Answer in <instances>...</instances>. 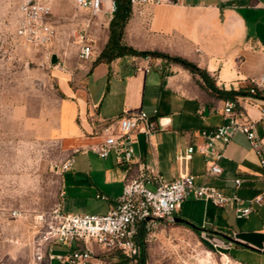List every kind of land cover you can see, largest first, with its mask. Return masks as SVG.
Masks as SVG:
<instances>
[{
  "label": "crops",
  "instance_id": "obj_1",
  "mask_svg": "<svg viewBox=\"0 0 264 264\" xmlns=\"http://www.w3.org/2000/svg\"><path fill=\"white\" fill-rule=\"evenodd\" d=\"M148 8L152 13L151 33L166 37L167 51L205 70L219 90L250 92L257 86L264 72V0H183ZM56 69L60 92L55 110L41 112L38 126L46 137L61 140L74 159L72 167L61 172L59 205L64 212L104 214L117 202L124 183L133 178L173 180L181 174H197V184L206 182L226 195H237L252 211L237 218L231 206L188 196L175 216L182 221L161 229H188L198 233L206 250L220 259L258 264L237 256L243 249L264 254V246L258 249L246 241L235 243L226 238L239 232L264 236L263 169L247 136L238 132L227 145L220 144L224 154L218 160L223 170L219 175H207L208 158L198 151L188 158L187 149L204 142L203 130L227 122L223 109L229 99L236 102L241 118L254 123L264 143V96L249 93L226 97L222 91L208 89L200 77L181 64L148 61L136 55L104 62L93 54L89 60H81L74 71ZM138 110L157 119L158 130L149 138L140 132L133 134L134 154L129 161H119L115 153L101 157L96 148L103 141L102 126ZM237 177L242 179L240 186L235 185ZM257 196L263 197L262 202H252ZM94 199L106 201L104 212H88V203ZM146 238L141 229L139 239ZM56 247L63 252L55 254L65 255L83 243ZM106 256L103 260L109 261ZM103 260L99 264H104ZM118 261L121 264L120 258ZM51 264L70 263L53 259Z\"/></svg>",
  "mask_w": 264,
  "mask_h": 264
},
{
  "label": "rangeland",
  "instance_id": "obj_2",
  "mask_svg": "<svg viewBox=\"0 0 264 264\" xmlns=\"http://www.w3.org/2000/svg\"><path fill=\"white\" fill-rule=\"evenodd\" d=\"M23 1L0 0V264H31L27 238L35 218L60 201V165L70 152L61 140L42 134L38 126L41 112L55 110L60 92L56 68L64 72L78 67L77 30L89 26L97 57L110 37L111 21L91 18L68 0H51L55 39L47 48L26 46L14 34ZM148 7L131 5L121 44L140 51L136 56L148 61L180 65L184 57L167 51V38L151 33ZM190 72L205 84L201 72ZM88 205V212H104L107 203L94 199ZM15 210L20 216L13 215ZM161 227L144 243L139 264H235L206 250L198 233ZM59 249L53 253H62ZM237 258L264 264V254L248 249L241 250Z\"/></svg>",
  "mask_w": 264,
  "mask_h": 264
},
{
  "label": "built area",
  "instance_id": "obj_3",
  "mask_svg": "<svg viewBox=\"0 0 264 264\" xmlns=\"http://www.w3.org/2000/svg\"><path fill=\"white\" fill-rule=\"evenodd\" d=\"M68 1L91 18L111 21L121 0ZM128 1L131 5H163L178 4L183 0ZM52 17L51 0L23 1L19 5L15 20V37L26 46L47 48L57 34ZM88 27L75 32L81 60H89L93 56ZM255 89L259 90L260 96H264V72L257 86L251 87L250 92H255ZM235 108L234 100L225 101L223 112L227 122L203 130L204 142L198 147L189 146L187 157L191 158L195 151L204 154L210 161L207 175H219L223 170L218 160L224 154L220 144L227 145L240 132L247 136L256 152L264 175V143L254 123L241 118ZM262 112L264 114V109ZM158 128L157 119L143 110L126 112L116 119L106 121L102 126L100 131L103 141L96 151L101 157L115 153L119 161H129L134 154L133 134L140 132L149 138ZM73 162V157L63 161L60 165L61 172L70 169ZM197 177V174L185 173L173 180H164L158 176H141L127 180L117 202L104 214L67 213L59 204L49 212L38 214L27 238L31 264H51L53 259L70 264H99V260L104 259L103 256L112 252L118 255H109V261L103 260L104 264L111 260L118 264L120 256L121 264H139L144 243L159 225L167 227L175 222L176 212L188 196L210 201L217 206H231L237 218L245 217L252 211L250 205H244L241 197L226 195L219 187L206 182L197 184ZM234 182L236 186H240L242 179L237 177ZM149 184L154 186L150 187ZM262 200V196H257L252 202L260 203ZM13 215L17 217L20 213L15 210ZM141 229L147 237L144 240L139 239ZM72 242H82L83 247H76L65 255L53 253L55 246ZM95 246L100 252L95 250Z\"/></svg>",
  "mask_w": 264,
  "mask_h": 264
},
{
  "label": "trees",
  "instance_id": "obj_4",
  "mask_svg": "<svg viewBox=\"0 0 264 264\" xmlns=\"http://www.w3.org/2000/svg\"><path fill=\"white\" fill-rule=\"evenodd\" d=\"M131 13V4L128 0H121L119 4L118 11L116 12L115 16L111 20L110 23V37L107 45L105 48L101 51L99 56L97 57V61H104V62H111L115 58L122 57L125 55H141L142 53L134 48L124 46L121 44V38L124 32V28L128 22V19L130 17ZM179 63L183 65L184 67L190 69L193 72H201L202 76L204 77L205 86L212 90L213 92H221L222 95L226 97H232L234 95H247L251 94L254 96H260L259 90L255 89V92H249V89L247 90H240V91H224L219 90L216 86H214L212 79L210 76L206 73L205 70L197 67L193 62L181 58L179 59ZM111 255L115 256L118 255L116 252H112Z\"/></svg>",
  "mask_w": 264,
  "mask_h": 264
},
{
  "label": "water",
  "instance_id": "obj_5",
  "mask_svg": "<svg viewBox=\"0 0 264 264\" xmlns=\"http://www.w3.org/2000/svg\"><path fill=\"white\" fill-rule=\"evenodd\" d=\"M56 61V56H52V62ZM175 221H182L179 218H175ZM230 242L246 241L245 243H251L257 248L264 246V236L258 232H239L235 237H226Z\"/></svg>",
  "mask_w": 264,
  "mask_h": 264
}]
</instances>
